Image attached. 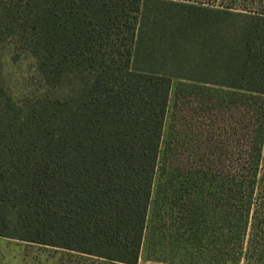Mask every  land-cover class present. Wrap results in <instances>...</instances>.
<instances>
[{
  "label": "trees",
  "instance_id": "trees-1",
  "mask_svg": "<svg viewBox=\"0 0 264 264\" xmlns=\"http://www.w3.org/2000/svg\"><path fill=\"white\" fill-rule=\"evenodd\" d=\"M0 41L33 59L43 91L15 101L0 80V237L111 263L138 262L172 81L264 97L257 9L0 0ZM250 134V157L230 164L233 249L252 210L244 258L264 250V157Z\"/></svg>",
  "mask_w": 264,
  "mask_h": 264
},
{
  "label": "rangeland",
  "instance_id": "rangeland-1",
  "mask_svg": "<svg viewBox=\"0 0 264 264\" xmlns=\"http://www.w3.org/2000/svg\"><path fill=\"white\" fill-rule=\"evenodd\" d=\"M172 1L246 7L264 13V0L261 6L256 0ZM32 72V58L11 59L6 44L0 41V80L15 101L43 92L32 85ZM257 98L172 81L137 264H255L259 257L264 264L263 249L244 258L252 210L242 214L237 249L229 240L230 164L246 156L252 128L256 130L254 141L261 146V159L264 157V97L259 98L261 132L248 122L251 101L255 102L253 108L260 105L254 100ZM0 264L118 263L0 237Z\"/></svg>",
  "mask_w": 264,
  "mask_h": 264
}]
</instances>
